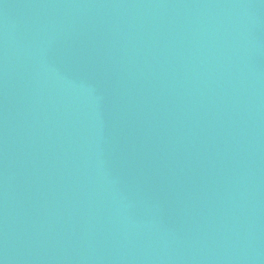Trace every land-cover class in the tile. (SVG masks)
<instances>
[{"label": "water", "instance_id": "95a60500", "mask_svg": "<svg viewBox=\"0 0 264 264\" xmlns=\"http://www.w3.org/2000/svg\"><path fill=\"white\" fill-rule=\"evenodd\" d=\"M0 264H264V0H0Z\"/></svg>", "mask_w": 264, "mask_h": 264}]
</instances>
